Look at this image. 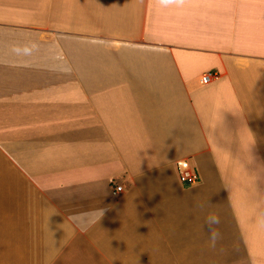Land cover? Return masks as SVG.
I'll use <instances>...</instances> for the list:
<instances>
[{"label":"crops","instance_id":"obj_1","mask_svg":"<svg viewBox=\"0 0 264 264\" xmlns=\"http://www.w3.org/2000/svg\"><path fill=\"white\" fill-rule=\"evenodd\" d=\"M262 215L264 0H0V264H264Z\"/></svg>","mask_w":264,"mask_h":264},{"label":"built area","instance_id":"obj_2","mask_svg":"<svg viewBox=\"0 0 264 264\" xmlns=\"http://www.w3.org/2000/svg\"><path fill=\"white\" fill-rule=\"evenodd\" d=\"M216 77V72H207L202 77V83L208 84L212 82ZM177 170L179 173L180 181L182 183L193 185L197 184L201 179L197 170L190 164L188 160L180 161L177 164ZM124 191L125 188L122 184L113 183L112 193L115 197H120Z\"/></svg>","mask_w":264,"mask_h":264},{"label":"clouds","instance_id":"obj_3","mask_svg":"<svg viewBox=\"0 0 264 264\" xmlns=\"http://www.w3.org/2000/svg\"><path fill=\"white\" fill-rule=\"evenodd\" d=\"M105 212L101 211V217ZM221 217L215 211H209L204 219V227L207 229V245L209 248H216L217 244L223 239V234L220 231ZM258 224L264 227V215L258 220Z\"/></svg>","mask_w":264,"mask_h":264},{"label":"rangeland","instance_id":"obj_4","mask_svg":"<svg viewBox=\"0 0 264 264\" xmlns=\"http://www.w3.org/2000/svg\"><path fill=\"white\" fill-rule=\"evenodd\" d=\"M65 261H66V259H65Z\"/></svg>","mask_w":264,"mask_h":264}]
</instances>
